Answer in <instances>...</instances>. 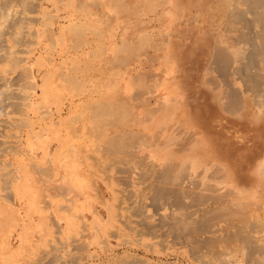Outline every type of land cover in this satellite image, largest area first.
I'll return each mask as SVG.
<instances>
[{"label": "bare ground", "instance_id": "obj_1", "mask_svg": "<svg viewBox=\"0 0 264 264\" xmlns=\"http://www.w3.org/2000/svg\"><path fill=\"white\" fill-rule=\"evenodd\" d=\"M50 1L0 0V227L15 213L7 203L16 206L27 196L32 209L46 179L39 169L51 151L68 158L47 178L52 196L67 184L83 187L68 199L66 215L55 213L57 235L49 237L42 208L34 229L26 233L30 226L21 225L14 237L31 260H20L18 250H0V264H83L95 258L97 264H179L180 257L189 264H264V2L161 0L165 16L179 19L161 43L151 49L147 30L131 39L108 33L106 47L100 41L95 52L86 39L83 59H71L68 76L74 81L80 74L87 87L78 86L81 91L53 110L48 100L58 89L50 81L67 64L50 61L43 72L37 56L43 48L63 47L69 24L52 22ZM92 18H85L90 33L101 24ZM197 19L205 23L199 31ZM125 50L134 54L122 63ZM103 56L110 63L101 68L102 77H94L91 69L105 63ZM45 135H52L51 142L40 144ZM87 181L97 184L101 209L82 226ZM145 236L161 248L148 247L140 257L135 252ZM84 239L93 246L87 257L57 253L55 243L74 250Z\"/></svg>", "mask_w": 264, "mask_h": 264}, {"label": "rangeland", "instance_id": "obj_2", "mask_svg": "<svg viewBox=\"0 0 264 264\" xmlns=\"http://www.w3.org/2000/svg\"><path fill=\"white\" fill-rule=\"evenodd\" d=\"M52 1V2H51ZM50 2V7L48 8V12L47 13H49V15L52 17V22H54V23H63L64 25H67V24H69V25H71V26H69V25H67V26H65L66 28H65V39L67 40H65L66 41V44L63 46V47H61V46H55L54 47V49H53V52L51 51H46V48H43L42 49V51H40V53H39V55L37 56V59H38V66L41 68V70L44 72V71H46L48 68H49V66H50V64L52 63V62H55V63H65V64H67L66 66H65V68H64V70L63 71H61V73H60V71H58L59 72V74H60V77H56L55 78V80L53 79V76H52V80L50 81V83H52L51 85L52 86H54L53 88H54V90H56V89H58V90H56V91H52V93H53V96H54V98L55 99H52V98H50L49 100H48V103L51 105V108L53 109V110H55V107L56 106H58L59 104L61 105L62 103H65L66 101H67V99L72 95V94H75L77 91H81V90H79V89H86V87H87V84H86V82L84 83V79H83V77L80 75V74H77L76 76L77 77H75V78H77V79H75L74 81L72 80L71 81V79L69 78V73H68V71H69V69H68V67H69V62L71 61V59H73L74 57H75V55H78V54H80V58H82L83 59V53H84V51L86 50V48H87V45H86V41L87 40H89L90 41V44L92 43V47H93V49L95 50V52H96V50H97V46L99 45V43L98 42H100L101 43V45L102 44H104L105 46L104 47H106V41H108V36H109V38H110V36L111 37H113L114 38V36H115V34L114 33H116V35H119V34H121V33H125L126 34V38L127 39H131V37H133V35H135L137 32H141V31H148L147 33H148V36H149V41H150V43H151V45L153 46L151 49H153V48H155V46H158L160 43H161V41L163 40V38L166 36V33H167V30H169V28L170 27H174V25L176 24V23H178L179 22V19L177 20V19H174L173 21L169 18V17H167V16H165V14L163 13V10H164V7H165V4L161 1V0H116L119 4H120V2H121V4L120 5H118L117 4V2L115 1V0H99V2H98V0H67L70 4H67L66 3V0H58V5H59V7L57 8V1L56 0H51ZM74 1V2H73ZM95 1H96V3H95ZM113 2L114 3V6L113 7H109L108 6V4L107 3H109V2ZM120 1V2H119ZM253 3H255V1H253V0H251ZM260 1V3H258ZM60 2V3H59ZM97 2H98V4L100 3L101 5H97ZM257 3H256V7H258L261 3H263L264 2V0H258V1H256ZM62 4V5H61ZM64 4V5H63ZM212 5H213V7H215L216 5H215V2H213V3H211ZM52 5H54V6H52ZM72 5V6H71ZM103 5H105V6H103ZM52 6V7H51ZM65 6H67L66 8H65ZM101 6H103L102 8H101ZM61 7V9H62V12H61V9H59ZM81 7H82V9H81ZM187 7H189V5H187L186 6V8ZM73 8V9H72ZM78 8V9H77ZM80 8V9H79ZM75 9L77 10V11H75ZM188 9V8H187ZM186 9V10H187ZM213 9V10H212ZM57 10V11H56ZM79 10H81V11H79ZM214 8H211V10H209L210 12H211V15H212V13L214 12ZM53 11H54V14H53ZM75 11V12H74ZM78 11H79V13L80 12H82V13H78ZM85 11H87L86 13H85ZM90 11V12H89ZM92 11V12H91ZM97 12L95 15H94V13L95 12ZM75 13H78L79 15H75ZM85 13V14H84ZM69 14L70 16H69V18H67L65 21H64V19H63V17H65V16H67V15ZM73 14H74V16H73ZM214 14V13H213ZM57 15V16H56ZM89 15H92L93 16V18L92 19H94L95 18V21L96 22H98V23H101L100 25H98L95 29H93L92 31H91V33L89 32V29H88V26H86L87 25V23H86V21H85V18H87V16H89ZM53 16H55L56 17V19L53 17ZM61 16V17H60ZM76 16V17H75ZM83 16L85 17V18H83ZM50 18V17H49ZM60 18H62V19H60ZM75 18V19H74ZM81 18H83V19H81ZM54 19L56 20V21H54ZM77 19V20H76ZM99 19H101L100 21H97V20H99ZM233 19H234V17H233ZM81 20V21H80ZM78 21V22H77ZM85 21V24H83V26H82V24L81 23H83ZM71 22V23H70ZM75 24H73V23ZM118 23H119V25H118ZM57 24L54 26V29L57 27ZM78 24H80V25H78ZM74 26V28H72ZM194 26H196L197 27V30L196 31H199V29H203L204 27H205V23H203L202 22V20H200V19H197V20H195V22H194ZM83 28V29H82ZM101 28H103V30L101 29ZM72 29V30H71ZM75 29V30H74ZM80 29H82V30H80ZM100 29L102 30V31H100ZM115 29V30H114ZM79 30V31H78ZM75 31V32H74ZM79 33H78V32ZM84 33H83V32ZM88 31V32H87ZM93 31H94V33H93ZM116 31V32H115ZM103 32H106V35H104L103 34ZM118 32V33H117ZM87 35H86V34ZM97 33V34H96ZM99 33V34H98ZM104 35V37H102L103 35ZM109 33V35L107 36V34ZM77 34H79V35H77ZM83 34H85V35H83ZM114 34V35H113ZM72 35V37H70ZM83 35V36H82ZM78 36V37H81V38H79L78 39V37L76 38V37ZM95 38H94V37ZM106 36V37H105ZM70 37V38H69ZM99 37V38H98ZM71 38H73L74 40H72ZM97 38H98V40H97ZM87 39V40H86ZM93 40V41H92ZM76 43H75V42ZM84 41V42H83ZM103 41V42H102ZM134 42H135V40L134 41H132V44H134ZM137 44V43H136ZM135 44V45H136ZM81 47V48H80ZM103 46H102V48H104ZM146 47H149V42H148V40H147V45H146ZM63 48V49H62ZM67 49V50H66ZM78 49V50H77ZM81 50V51H80ZM104 50V49H103ZM79 51V52H78ZM100 51V50H99ZM105 51V50H104ZM104 51H102V52H104ZM45 52V53H44ZM66 52V53H65ZM125 54H123V58H121L120 60H122L121 62L122 63H127L128 61H130L132 58H133V54H134V52L132 51V50H125ZM46 53H49V54H46ZM73 53V54H72ZM64 54V55H63ZM71 54H72V56H71ZM82 54V55H81ZM49 55H51V56H49ZM66 55V56H65ZM102 55H103V53H102ZM45 56V57H44ZM48 56V57H47ZM54 56V57H53ZM50 57V59H47V58H49ZM64 57V58H63ZM46 60H45V59ZM70 58V59H69ZM103 63L104 64H101V63H98V62H96V64H98V65H101V66H98V65H94L93 66V68L94 69H91V70H95V71H92L91 73H93L92 75L94 76V77H102L103 75H102V69L104 68V66L103 65H106V63H107V59L108 58H106V56H105V58H104V56H103ZM125 59V60H124ZM55 60V61H54ZM58 60H59V62H58ZM67 60H68V62H67ZM109 60V63H110V58L108 59ZM46 61V62H45ZM50 61H52V62H50ZM57 61V62H56ZM125 61V62H124ZM44 62V63H43ZM114 62H116V61H114ZM113 62V63H114ZM121 62H118V60H117V63H121ZM117 63H114V65H119V64H117ZM122 63L120 64V65H122ZM111 65V64H110ZM109 65V66H110ZM108 66V67H109ZM95 67L98 69H95ZM68 70H67V69ZM102 68V69H101ZM100 69H101V71H100ZM146 70H147V77H149L150 76V72H151V70H153V68H151L150 66L149 67H147L146 68ZM64 72V73H63ZM97 72V73H96ZM101 72V73H100ZM63 73V74H62ZM87 73V72H86ZM99 73V74H98ZM101 74V75H100ZM63 79H62V78ZM79 78V79H78ZM82 78V80H80ZM62 79V80H61ZM41 80H42V78L40 77L39 78V75H38V81H40L41 82ZM67 80H68V83H67ZM77 80V81H76ZM80 80V81H79ZM71 81V82H70ZM66 82V83H65ZM83 83V84H82ZM56 86V87H55ZM78 86H79V89H78ZM83 86H85L84 88H83ZM62 87L64 88V89H62ZM62 90H61V89ZM60 89V90H59ZM75 90H77L76 92H75ZM63 91V92H62ZM61 94V95H60ZM52 96V95H51ZM52 96V97H53ZM65 96V97H64ZM60 97H62V99H63V101L61 100V98ZM64 97V98H63ZM57 101V102H56ZM55 102V104H53ZM56 103H57V105H56ZM44 122V121H43ZM48 121L47 120H45V123H47ZM71 125V124H70ZM77 126V125H76ZM70 128V127H69ZM49 136V137H48ZM51 137H52V135H45L44 136V138L42 139V140H40V144H48L49 142H51ZM51 147H52V149L53 148H55V143H53V145H51ZM68 151V149H66L65 150V152H67ZM39 152V151H38ZM54 152L55 151H51V155L53 154V156L51 157L50 156V160H47V162L45 163V165L41 168V170L39 169V173H44L45 175H43L44 177H46V179H44V178H42V180H41V183H40V190H39V197L38 198H36L35 200H34V202H33V204H32V209L29 207V203L30 202H28L27 201V196L25 197V198H23V200H22V202H20V204H16V206H13L11 203H7V205H11V209L13 210V211H15V213L14 214H12V215H9V214H7L5 217H6V220H5V222L2 224V226L0 227V230H2V231H0V241L2 242H0L1 244V246H0V250H4V251H6V252H8V251H11V252H17V250H18V253L20 254V260L21 259H28V260H31V254H30V252H27V246H25V248L24 247H22V245L20 244V243H18V242H20L19 241V239L17 238V237H14V236H17V232L19 233L20 231H21V225L23 226V223H24V221L26 222L25 224H27V225H29L28 227L29 228H27L26 229V233H28V232H30V230H32V229H34L35 228V226H36V224H37V219H38V217H39V213H37V211H39V209L40 208H42L41 210H45L46 212H47V215H49L48 216V220H49V222H50V220H53V218H51V219H49L51 216L52 217H54V219L55 220H53L52 222H48V233L50 234V238H51V235H57V229H56V227H54L53 225V222L54 223H56V214L55 213H64L65 215L67 214V211H66V209H67V205H69V203L70 202H68V199L69 198H72L71 196H73V193L76 191V189L77 190H79V189H81V187H83L82 186V184H80V186L79 185H77L78 183L77 182H75V183H77V184H74V183H71L70 185H66V187H68V188H66V189H68V190H70L71 191V193L68 191L67 193L69 194V196H68V194H66V189H61L62 191H61V193H59V195H58V197L55 195V196H52V189H51V187H50V183L47 181V178L48 177H50L52 174V172H53V170L55 169V167H57V166H61L62 165V163H66V161H67V157H66V155H64V154H61V153H55L54 154ZM60 152V151H59ZM69 154H70V150H69ZM58 155V156H57ZM64 156V157H63ZM70 156V155H69ZM63 157V158H62ZM65 158V159H64ZM63 159V160H62ZM59 160V161H58ZM62 160V161H61ZM52 164V167H51V164ZM50 164V165H49ZM54 166V167H53ZM47 168V169H46ZM54 168V169H53ZM43 169H46V170H43ZM51 169H53V170H51ZM49 170H50V172H49ZM42 171V172H41ZM49 173V175H48V173ZM46 181V182H44V183H42L43 181ZM42 184H46V186L45 187H43L44 185H42ZM88 184V185H87ZM47 185L49 186V188L47 187ZM74 187H73V186ZM78 187H77V186ZM92 185V186H91ZM85 186H86V188H87V190L89 191V198H88V202L87 203H85L84 205L85 206H82L81 207V212L79 213V222H80V224L83 226L84 224H85V221L84 220H86V222H87V218H90V216H92L94 213H96V211L97 210H100L101 208H100V198L98 197V195L100 194L99 192H98V190H97V184L96 185H94V183H92L91 181H87V182H85ZM90 187V188H89ZM94 187V188H93ZM43 188H45L44 189V191H45V195L44 196H46V197H44L43 196ZM93 188V189H92ZM51 189V190H50ZM72 189V190H71ZM48 190H50V191H48ZM74 190V191H73ZM52 191V192H51ZM91 191V192H90ZM96 191V192H95ZM51 192V193H50ZM76 192H78V191H76ZM62 193H64V195L62 194ZM91 193V194H90ZM98 193V194H97ZM61 194V195H60ZM95 194H97V195H95ZM63 195V196H62ZM67 195V197H65ZM94 196V197H93ZM100 196V195H99ZM105 196V198L107 197L106 195H104ZM98 197V198H97ZM45 199H48V200H45ZM65 199H66V201H65ZM40 200V201H39ZM70 200V199H69ZM50 202L52 203V205L50 204ZM66 202H67V204H66ZM18 203V202H17ZM44 203H47V204H44ZM57 203V204H56ZM27 206H26V205ZM48 204H50V207H49V205ZM95 204V205H94ZM4 205H6V202L4 203ZM33 205H34V207H33ZM41 205V206H40ZM90 205V206H89ZM92 205H94V206H92ZM21 207V209L23 210L22 212L23 213H21V214H18L17 212H16V210L15 209H13V207ZM40 206V207H39ZM45 206V208L46 209H43V207ZM92 207V208H91ZM93 207H94V209H93ZM34 208H36L37 210H34ZM60 208V209H59ZM64 208V209H63ZM99 208V209H98ZM18 209V208H17ZM53 209H55V212H54V210ZM97 209V210H96ZM49 211H51V212H49ZM92 211V212H91ZM36 212V213H35ZM25 213H29V216L27 217V218H23V217H25ZM50 213H52V215H50ZM89 213H90V215H89ZM11 216V217H10ZM17 216V217H16ZM32 216V217H31ZM10 217V218H9ZM82 217V218H81ZM87 217V218H86ZM16 218V219H15ZM31 218V219H30ZM33 218V219H32ZM15 220H18V221H15ZM16 223H15V222ZM20 221H21V223H20ZM28 221V222H27ZM82 221H84V224H83V222ZM36 223V224H35ZM52 223V224H51ZM19 226H20V228H19ZM10 227V228H9ZM79 228H81V227H79ZM83 228V227H82ZM81 228V229H82ZM19 229V230H18ZM54 229V230H53ZM55 229H56V231H55ZM16 232V233H15ZM10 233H12V234H10ZM9 234V235H8ZM15 234V235H14ZM2 236V237H1ZM3 236H5V237H3ZM9 236V240H8V238L7 237ZM146 237V236H145ZM145 237H143L142 238V240L144 241H142V240H140L139 241V243H141V245L143 246L142 247V249L140 250V251H137V252H135L136 254H138L140 257H145L146 255H145V253H144V250H148L147 248L149 247H155V250L157 251V250H159V248H161L160 246H159V244L157 243V241H155V239H152L150 236H147L146 238ZM4 238L5 239H7V240H5L6 241V243H5V241H4ZM150 239V240H149ZM85 241H79V243H78V245H77V248L80 250H78L77 248L76 249H74L73 250V247L72 246H70V247H63L62 246V248H60L61 246L58 244V243H55L56 244V246L58 247H56L57 249V253H59L60 255H64V256H68L69 254H70V252H73V253H76V256L78 257V258H80V260L83 258V256L84 257H87L88 255H90L92 252H93V246H90V245H88L87 243H86V239H84ZM10 241V242H9ZM63 241H64V243H63ZM152 241V242H151ZM155 241V242H154ZM66 242V243H65ZM152 244H151V243ZM36 244H37V242H35ZM85 243V244H84ZM111 243L113 244V245H115V241H111ZM31 244L32 245H34L32 242H31ZM60 244L61 245H64L65 246V244H67V241L66 240H63L62 239V242H60ZM7 245V246H6ZM86 245H88L87 247L88 248H85L84 246H86ZM145 245H146V247H145ZM149 245V246H148ZM82 248H81V247ZM13 247V248H12ZM80 247V248H79ZM157 247H159L158 249H157ZM16 248H19V249H21L20 250V252H19V249H16ZM66 248V249H65ZM72 248V249H71ZM15 249V250H14ZM59 249V250H58ZM64 249V250H63ZM72 250V251H71ZM76 250V251H75ZM83 250V251H82ZM85 250V251H84ZM122 250L123 249H120L118 252L119 253H122ZM68 251H70V252H68ZM75 251V252H74ZM77 251H79V253L77 252ZM82 251V252H81ZM91 251V252H90ZM66 253H68V254H66ZM18 254V255H19ZM142 255V256H141ZM80 256V257H79ZM100 258L101 259H103V257L102 256H100ZM186 258V257H185ZM184 257L183 258H178L177 260H178V262H179V264H189L187 261V258L185 259ZM175 259V258H174ZM174 259H172V260H174ZM176 260V259H175ZM187 260V261H186ZM97 261H99V259H97V258H95V259H90L89 261H87V262H83V264H97ZM93 262V263H92Z\"/></svg>", "mask_w": 264, "mask_h": 264}]
</instances>
